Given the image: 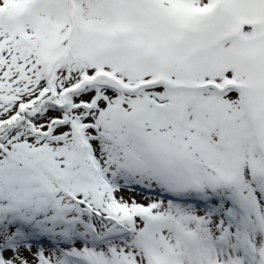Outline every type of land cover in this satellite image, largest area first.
Listing matches in <instances>:
<instances>
[{"label":"snow or ice","instance_id":"6c2138e0","mask_svg":"<svg viewBox=\"0 0 264 264\" xmlns=\"http://www.w3.org/2000/svg\"><path fill=\"white\" fill-rule=\"evenodd\" d=\"M0 264H264V0H0Z\"/></svg>","mask_w":264,"mask_h":264}]
</instances>
